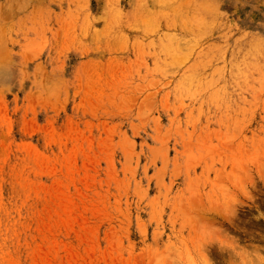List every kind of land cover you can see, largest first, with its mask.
I'll use <instances>...</instances> for the list:
<instances>
[{"label":"rangeland","instance_id":"1","mask_svg":"<svg viewBox=\"0 0 264 264\" xmlns=\"http://www.w3.org/2000/svg\"><path fill=\"white\" fill-rule=\"evenodd\" d=\"M0 205V264H264V0H0Z\"/></svg>","mask_w":264,"mask_h":264},{"label":"bare ground","instance_id":"2","mask_svg":"<svg viewBox=\"0 0 264 264\" xmlns=\"http://www.w3.org/2000/svg\"><path fill=\"white\" fill-rule=\"evenodd\" d=\"M1 206V205H0ZM2 208V207H1ZM5 212L7 213V211L5 210ZM7 216V215H6ZM11 216V215H10ZM3 220V219H2ZM13 222H15V220L13 221ZM5 225V224H4ZM6 229V228H5ZM6 232V231H5ZM14 234V233H13ZM2 238V237H1ZM5 239H6V237H5ZM1 248V247H0ZM3 251V250H2Z\"/></svg>","mask_w":264,"mask_h":264}]
</instances>
